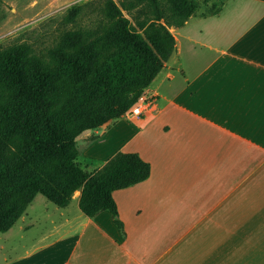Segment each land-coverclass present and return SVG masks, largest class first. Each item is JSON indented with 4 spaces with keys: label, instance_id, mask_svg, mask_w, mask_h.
<instances>
[{
    "label": "crops",
    "instance_id": "1",
    "mask_svg": "<svg viewBox=\"0 0 264 264\" xmlns=\"http://www.w3.org/2000/svg\"><path fill=\"white\" fill-rule=\"evenodd\" d=\"M201 14L171 27L174 50L144 88L151 111L77 138L94 170L118 151L149 163L145 179L112 191L122 230L76 198L46 208L52 234L0 264H264L243 250L245 228L264 218L251 202L264 196V0H221Z\"/></svg>",
    "mask_w": 264,
    "mask_h": 264
},
{
    "label": "trees",
    "instance_id": "2",
    "mask_svg": "<svg viewBox=\"0 0 264 264\" xmlns=\"http://www.w3.org/2000/svg\"><path fill=\"white\" fill-rule=\"evenodd\" d=\"M92 3L91 25L63 30L45 52L25 42L0 48V232L36 194L64 207L76 190L85 215L107 210L122 230L112 191L149 175V163L135 152L118 151L86 170L77 138L137 101L174 50L170 27L183 25L196 4L92 0L69 6L63 22L75 23Z\"/></svg>",
    "mask_w": 264,
    "mask_h": 264
},
{
    "label": "rangeland",
    "instance_id": "3",
    "mask_svg": "<svg viewBox=\"0 0 264 264\" xmlns=\"http://www.w3.org/2000/svg\"><path fill=\"white\" fill-rule=\"evenodd\" d=\"M90 1L92 0H0V48L13 43L25 42L35 52H45L57 42L63 30L77 26L91 25V22L97 16V12L91 11L94 8L92 7L94 3L84 7L83 13L78 16L75 23H66L62 20V16L69 6ZM193 1L196 4L194 13H211L221 5V0ZM124 14L128 15L126 11H124ZM142 93H144V90ZM97 128L87 130L82 134L88 132L86 135L88 138L95 137L100 134L94 131ZM82 142V139H80V143L77 141V146ZM78 161L86 170L90 172L96 170L93 169L95 164L91 161L85 164L86 160L82 156L78 157ZM79 195L80 190L74 191L70 202L73 200L72 202L74 204L76 198L79 199ZM251 202L258 207H262L259 214H263L264 216V196H260ZM55 206V204L40 193L34 196L22 214L23 219L19 218L15 225L11 226L7 231L0 232V262L3 261L4 257H12L19 252L25 246L23 245L24 242L29 245L32 242L33 235L37 236L38 240L41 237L52 234L51 231L53 229L49 225L46 208H54ZM256 213L258 215V212ZM262 219L264 220V218ZM263 220L260 226L245 228L246 239L243 250L264 253ZM23 223L26 225L31 223L33 225L30 228L27 226L29 230L26 231L25 237L20 239L17 234V227ZM253 230L255 231L254 235L249 234Z\"/></svg>",
    "mask_w": 264,
    "mask_h": 264
},
{
    "label": "built area",
    "instance_id": "4",
    "mask_svg": "<svg viewBox=\"0 0 264 264\" xmlns=\"http://www.w3.org/2000/svg\"><path fill=\"white\" fill-rule=\"evenodd\" d=\"M154 101V96L141 93L137 101L125 113L126 117L133 119L149 113L154 106Z\"/></svg>",
    "mask_w": 264,
    "mask_h": 264
}]
</instances>
